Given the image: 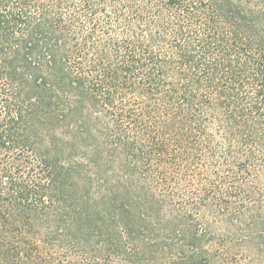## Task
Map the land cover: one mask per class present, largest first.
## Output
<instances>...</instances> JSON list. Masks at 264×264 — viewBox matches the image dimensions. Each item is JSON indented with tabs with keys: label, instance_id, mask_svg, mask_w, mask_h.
I'll return each mask as SVG.
<instances>
[{
	"label": "trees",
	"instance_id": "16d2710c",
	"mask_svg": "<svg viewBox=\"0 0 264 264\" xmlns=\"http://www.w3.org/2000/svg\"><path fill=\"white\" fill-rule=\"evenodd\" d=\"M127 1L150 45L137 31L114 53L101 43L86 71L59 18L0 0V264L215 262L188 218L166 213L150 170L206 119L240 134L248 84L264 146V0ZM170 28V54H156ZM140 70L149 102L136 113L116 97Z\"/></svg>",
	"mask_w": 264,
	"mask_h": 264
},
{
	"label": "rangeland",
	"instance_id": "374dc122",
	"mask_svg": "<svg viewBox=\"0 0 264 264\" xmlns=\"http://www.w3.org/2000/svg\"><path fill=\"white\" fill-rule=\"evenodd\" d=\"M13 2L23 3L33 14L42 10L59 18L78 49L77 55L84 57L86 71L93 69V49L101 43L110 42V52L114 53V46L123 49L133 43L137 31L136 46L150 45L148 21L135 22V12L127 0ZM173 33L170 28L164 44L152 47V51L162 56L170 54L168 45ZM86 36L92 39L85 45L82 39ZM71 66L75 67L76 62ZM147 73L140 70L129 79L136 90L118 95L119 107L138 113L144 103L148 104L147 93L138 91L140 86L144 91L149 89ZM257 92L258 86L248 84L239 93L242 99L238 106L250 117V125L241 128L240 134L225 135L223 125L206 119L201 124L203 134L187 145L171 144V154L152 164L150 170L152 190L166 213L188 218L214 264H264V229L259 228L264 218V146L259 145Z\"/></svg>",
	"mask_w": 264,
	"mask_h": 264
}]
</instances>
